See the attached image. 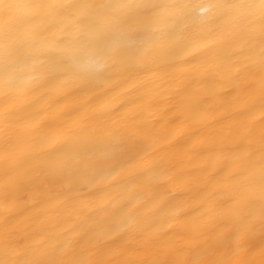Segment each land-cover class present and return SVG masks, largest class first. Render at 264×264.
Wrapping results in <instances>:
<instances>
[{"label":"bare ground","instance_id":"bare-ground-1","mask_svg":"<svg viewBox=\"0 0 264 264\" xmlns=\"http://www.w3.org/2000/svg\"><path fill=\"white\" fill-rule=\"evenodd\" d=\"M0 264H264V0H0Z\"/></svg>","mask_w":264,"mask_h":264}]
</instances>
